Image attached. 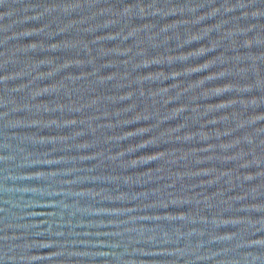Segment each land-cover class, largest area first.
<instances>
[{
    "label": "water",
    "instance_id": "1",
    "mask_svg": "<svg viewBox=\"0 0 264 264\" xmlns=\"http://www.w3.org/2000/svg\"><path fill=\"white\" fill-rule=\"evenodd\" d=\"M0 264H264V0H0Z\"/></svg>",
    "mask_w": 264,
    "mask_h": 264
}]
</instances>
